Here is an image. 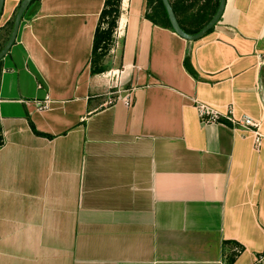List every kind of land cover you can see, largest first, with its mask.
Instances as JSON below:
<instances>
[{"label":"crops","instance_id":"obj_1","mask_svg":"<svg viewBox=\"0 0 264 264\" xmlns=\"http://www.w3.org/2000/svg\"><path fill=\"white\" fill-rule=\"evenodd\" d=\"M201 2L175 3L182 26ZM103 5L32 1L0 60V264H264V0H225L195 41L121 0L91 74Z\"/></svg>","mask_w":264,"mask_h":264},{"label":"trees","instance_id":"obj_2","mask_svg":"<svg viewBox=\"0 0 264 264\" xmlns=\"http://www.w3.org/2000/svg\"><path fill=\"white\" fill-rule=\"evenodd\" d=\"M178 1L200 2V0H174V2L171 3L172 8L175 7V3ZM211 1L212 0H202L201 5L198 7L197 11L189 15V19L194 22V25L188 24L184 27L179 23L184 31L191 34L196 33L207 23V21H209V19L215 12V6H217L218 4V0H215V5L212 6ZM190 4L192 5V3ZM146 5V17L149 20H151L155 24H160L163 27L172 29L161 0H146ZM120 6L121 0H104V5L100 12L93 36L92 52L90 58L91 74L103 73L107 70L104 61L115 45V30L117 28L118 19L120 16ZM14 16L7 24L4 35H2L3 33H0V37H2L4 40H7L10 34ZM4 42L5 41L2 40V45L4 44ZM184 66L191 75H196V73L190 66L188 56L184 58ZM220 122L228 123L223 119H220ZM33 130L36 132L34 128ZM0 145H2L1 128Z\"/></svg>","mask_w":264,"mask_h":264},{"label":"water","instance_id":"obj_3","mask_svg":"<svg viewBox=\"0 0 264 264\" xmlns=\"http://www.w3.org/2000/svg\"><path fill=\"white\" fill-rule=\"evenodd\" d=\"M32 1L33 0H21L20 1L18 8L16 10V13H15L14 19H13V24H12V28L8 36V39L6 43L4 44V46L0 49V60L7 54V52L10 50V48L14 44L23 15ZM161 2L165 9V12H166V15H167V18H168V21L170 23L172 30L178 36H180L181 38L187 41H195L201 38L211 28H213L216 25V23L219 21L222 15V12L224 10V6H225V0H219L218 7L215 13L213 14V16L209 19V21H207V23L198 32L191 34V33H187L186 31H184L182 27L180 26L175 16V13L172 9V6L170 4V1L161 0ZM3 3H4V0H0V15L2 13Z\"/></svg>","mask_w":264,"mask_h":264},{"label":"built area","instance_id":"obj_4","mask_svg":"<svg viewBox=\"0 0 264 264\" xmlns=\"http://www.w3.org/2000/svg\"><path fill=\"white\" fill-rule=\"evenodd\" d=\"M114 101V98L111 97L109 100V103H112ZM125 104L126 105H130L132 102V94L129 93L127 95V98L125 99ZM48 102L44 103V105L42 107H47ZM198 111H199V116L200 119L204 122V123H213V122H220L221 117H219V115L212 111L211 109L207 108L206 106L199 104L198 105ZM223 119V118H222ZM225 121H227L228 123L233 122V124H238L239 126L243 127V128H247V129H253L254 132L256 133V137H255V142L256 144L259 143L261 137L260 134L258 133V126L257 123L251 119L248 116H244L238 120H234L229 113H227L225 115ZM232 124V123H231ZM260 259H264V254L260 257Z\"/></svg>","mask_w":264,"mask_h":264},{"label":"rangeland","instance_id":"obj_5","mask_svg":"<svg viewBox=\"0 0 264 264\" xmlns=\"http://www.w3.org/2000/svg\"><path fill=\"white\" fill-rule=\"evenodd\" d=\"M2 37H0V46L2 45V39H1ZM222 119V118H221ZM224 120V119H223Z\"/></svg>","mask_w":264,"mask_h":264}]
</instances>
